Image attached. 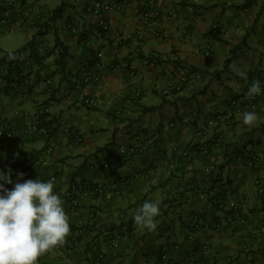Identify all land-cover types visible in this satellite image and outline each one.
Segmentation results:
<instances>
[{
    "label": "crops",
    "instance_id": "1",
    "mask_svg": "<svg viewBox=\"0 0 264 264\" xmlns=\"http://www.w3.org/2000/svg\"><path fill=\"white\" fill-rule=\"evenodd\" d=\"M91 1L0 0V41L19 33V47L31 42L34 53L23 54L22 81L8 85L0 77V122L13 134L0 139V172L10 168L13 184L16 170L24 174L21 183L54 178L71 228L94 216L73 250H49L38 264H264V190L258 193L254 182L264 181V109L250 111L259 118L255 127L245 126L236 111L231 121L196 135L230 99L264 81V0H155L157 16L148 23L140 19L148 0L119 8L123 0H104L112 5L106 31L86 11ZM55 40L67 48L62 72ZM8 51L0 45V76ZM99 51V81L84 88L96 105L70 102V83ZM179 66L190 75L175 89ZM233 80L239 92L229 86ZM42 105L51 107L44 120L54 126L47 138L25 131ZM128 147L134 152L118 156ZM21 154H40L41 162L19 160ZM94 184L113 187L92 197L86 191ZM148 200L161 201L156 231H121ZM115 234L119 245L112 249ZM92 244L104 256L99 261ZM163 247L166 263L159 257Z\"/></svg>",
    "mask_w": 264,
    "mask_h": 264
},
{
    "label": "clouds",
    "instance_id": "2",
    "mask_svg": "<svg viewBox=\"0 0 264 264\" xmlns=\"http://www.w3.org/2000/svg\"><path fill=\"white\" fill-rule=\"evenodd\" d=\"M9 59H24L8 52ZM242 80H247L246 71L233 67ZM237 92L240 84L233 80L230 85ZM261 94L259 80L248 86L245 96L249 99ZM255 112L242 114L243 124L249 128L258 125ZM11 169L0 172V264H38V258L49 250L63 247L71 235L69 217L64 210V201L54 191L55 179L46 182L27 179L13 184ZM5 184H13L11 190ZM160 200L145 201L133 213L134 226L140 230L155 232L156 217L160 214Z\"/></svg>",
    "mask_w": 264,
    "mask_h": 264
},
{
    "label": "built area",
    "instance_id": "3",
    "mask_svg": "<svg viewBox=\"0 0 264 264\" xmlns=\"http://www.w3.org/2000/svg\"><path fill=\"white\" fill-rule=\"evenodd\" d=\"M127 0L120 1L116 4V7L119 8L123 3H125ZM155 0H148V5L146 8H144L140 14V19L144 23H148L150 21H154V18L157 16V12L155 9ZM112 10V5L104 0H92L88 6L86 7V11L88 14L91 15V17L95 21V25L100 29L101 31H106L108 29V19L110 12ZM2 24H7L6 19L3 17L1 20ZM216 26L212 25L210 33L216 34ZM155 35H158L157 29L154 32ZM203 54L206 58L211 57V47L210 45H205ZM102 57V53L99 51L96 54V57L94 61L92 62L91 66L85 71L82 72V74L75 80H73L66 92V98L71 102H76L79 104L86 105L88 107H92L96 105V101L90 97H88L85 93V86L91 83H96L99 81V69H100V58ZM4 65L0 64V73L3 72ZM178 72H180V76L176 83L174 84L175 89L180 88V83H184L186 81V77L190 75V69L186 66H179ZM257 81V80H256ZM260 87H261V94L255 96L252 99H249L245 96V92L241 95H239L236 98H232L229 101V107L228 109L224 111H220L210 118L206 120V123L200 127L196 128V135H202L206 134L209 129L213 126H215L218 122H229L234 117V114L236 111L238 112H245V111H262L264 107L260 104V98L264 97V81L259 80ZM167 91L164 90L163 93H166ZM238 106V109L235 110L234 107ZM51 113V107L49 105H42L39 108H37L36 111V120L33 124H30L26 127L25 131L29 134L36 135L39 137H50L53 133L54 126L51 124L50 121H45L44 118L48 116ZM40 118V119H38ZM42 119V120H41ZM75 142L80 141V137L77 134L72 135ZM13 134L11 132L3 130L2 122H0V139H12ZM217 143H221L222 145V138L217 137L215 140ZM52 150L51 145H47L45 148V152L49 153ZM134 152L133 147L128 148H121L118 156H123V154H128ZM203 152H205L203 150ZM188 153L187 150L183 151V154L186 155ZM19 160H32L36 164L41 162V155H31V154H21L19 155ZM111 160L116 161V158H111ZM257 161V157H253L251 160H248L247 164L249 166L253 165ZM21 173L20 170H16V176L18 177V174ZM19 178H23L19 177ZM132 178H128L125 180V182H131ZM256 186H257V192L262 193L264 190V181L259 180L258 178H255L254 180ZM112 185H98L94 184L88 187L86 193L90 196H99L104 193V190L106 188H111ZM78 200L75 198L71 199L72 205H77ZM196 221H198L197 217H194ZM94 216L93 214H90L83 224L75 225L71 228V235L67 237L66 243L63 245V247H57L56 249H65L67 251L73 250V242L76 240L79 236H81L84 233L85 227H91L93 225ZM134 231L135 226L133 219L130 223L124 224L121 226V231L127 232V231ZM119 235L115 234L113 235L109 241H108V247L115 249L119 245ZM91 251H94L96 253V260H101L104 256L102 253L98 252L97 247L95 244L91 245ZM159 257L162 263H166L168 259V253L166 251V248L163 247L161 251L159 252Z\"/></svg>",
    "mask_w": 264,
    "mask_h": 264
},
{
    "label": "trees",
    "instance_id": "4",
    "mask_svg": "<svg viewBox=\"0 0 264 264\" xmlns=\"http://www.w3.org/2000/svg\"><path fill=\"white\" fill-rule=\"evenodd\" d=\"M216 35H218V32H216V34H213V36H216ZM54 47H55L54 49L56 50V56H55V64L57 67L56 69L59 72H62L64 68V64H65L67 48L64 44H62L58 40H55ZM26 51H28L30 55L34 54L31 42L25 43L23 46L17 48L16 50L12 52L17 57H19L21 55L23 56L24 52ZM8 52L4 53L3 59L1 60V62H6L7 70L0 77L5 80L6 84L10 85L12 82L19 83L20 81L24 79V76L20 75V68H19L20 63H22L23 60L22 59H9Z\"/></svg>",
    "mask_w": 264,
    "mask_h": 264
},
{
    "label": "rangeland",
    "instance_id": "5",
    "mask_svg": "<svg viewBox=\"0 0 264 264\" xmlns=\"http://www.w3.org/2000/svg\"><path fill=\"white\" fill-rule=\"evenodd\" d=\"M19 33L9 34L5 33V36L1 39L0 45L5 49H10L11 51L16 50L22 42L21 35Z\"/></svg>",
    "mask_w": 264,
    "mask_h": 264
}]
</instances>
